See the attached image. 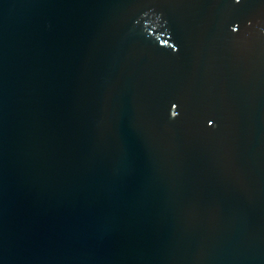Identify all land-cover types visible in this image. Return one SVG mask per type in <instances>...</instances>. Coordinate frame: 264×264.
I'll use <instances>...</instances> for the list:
<instances>
[{
    "label": "water",
    "instance_id": "obj_1",
    "mask_svg": "<svg viewBox=\"0 0 264 264\" xmlns=\"http://www.w3.org/2000/svg\"><path fill=\"white\" fill-rule=\"evenodd\" d=\"M0 264H264V0H0Z\"/></svg>",
    "mask_w": 264,
    "mask_h": 264
},
{
    "label": "clouds",
    "instance_id": "obj_2",
    "mask_svg": "<svg viewBox=\"0 0 264 264\" xmlns=\"http://www.w3.org/2000/svg\"><path fill=\"white\" fill-rule=\"evenodd\" d=\"M235 31V29H233ZM177 113L175 111L172 112V116L175 117Z\"/></svg>",
    "mask_w": 264,
    "mask_h": 264
}]
</instances>
